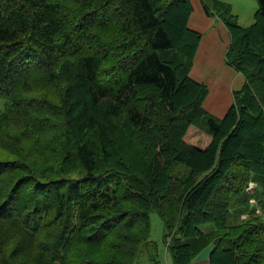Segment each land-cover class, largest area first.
I'll list each match as a JSON object with an SVG mask.
<instances>
[{
  "label": "trees",
  "instance_id": "16d2710c",
  "mask_svg": "<svg viewBox=\"0 0 264 264\" xmlns=\"http://www.w3.org/2000/svg\"><path fill=\"white\" fill-rule=\"evenodd\" d=\"M200 1L244 78L221 118L190 77V0H0V264H192L211 247L210 264H264V0L248 27Z\"/></svg>",
  "mask_w": 264,
  "mask_h": 264
},
{
  "label": "crops",
  "instance_id": "0c3cea01",
  "mask_svg": "<svg viewBox=\"0 0 264 264\" xmlns=\"http://www.w3.org/2000/svg\"><path fill=\"white\" fill-rule=\"evenodd\" d=\"M224 1L231 5L238 22L242 19L243 23L240 22L242 25L247 24L249 26L254 22V15L257 10L255 0ZM190 3L193 11L188 21V27L203 35L190 77L196 82L206 84L209 92L207 97L210 101L209 105L213 109L215 108V111H218V115H220L228 110L232 102L230 101L229 105L223 106V103L216 98V95H219L220 91H227L229 87L232 92L240 89L244 83V78L226 65L225 55L231 42L227 28L218 19L205 15L200 0H190ZM207 44H216L220 47L218 52L220 55L219 62L215 60L211 50L207 48ZM198 65H201L199 74L196 73ZM214 68L215 70H212ZM206 78H209L211 82L209 83ZM203 108L209 113L215 112L206 109L204 106ZM211 250L212 247L202 252L192 264H210L209 255Z\"/></svg>",
  "mask_w": 264,
  "mask_h": 264
},
{
  "label": "rangeland",
  "instance_id": "374dc122",
  "mask_svg": "<svg viewBox=\"0 0 264 264\" xmlns=\"http://www.w3.org/2000/svg\"><path fill=\"white\" fill-rule=\"evenodd\" d=\"M240 22H242V19L238 22L239 26H241V27H248L247 24L242 25ZM207 48H209L211 50V52H212L215 60L217 62H219L220 61V55H219L218 52L220 50V47L217 46L216 44H207ZM223 60H224V57H223ZM221 61H222V57H221ZM212 67H215V66H212ZM200 69H201V65H198L197 66V70H196V73L197 74L200 73ZM212 70H215V68L212 69ZM218 73H216V74H218ZM217 76H219V75H217ZM206 79H207V81L209 83L211 82L209 78H206ZM203 84H205V83H203ZM216 98L219 99V101L221 103H223V106L229 105L230 101L232 102V91H231L230 87L227 89V91H224V92L220 91V94L219 95H216ZM209 102H210L209 101V98H206L205 101H204V103H203V106L206 109H208V110L215 111V108L213 109L209 105ZM3 105H4V102L3 101H0V108H2ZM225 112H223L222 114L218 115V111H215L214 113L212 112L211 114L214 115V116H216L217 118L218 117L221 118V117H223L225 115ZM151 220H152V227H153L152 233H151V238H152V240H158L160 238L161 232H162V223H161L160 219L157 217L156 214L151 215Z\"/></svg>",
  "mask_w": 264,
  "mask_h": 264
},
{
  "label": "built area",
  "instance_id": "2783aa9c",
  "mask_svg": "<svg viewBox=\"0 0 264 264\" xmlns=\"http://www.w3.org/2000/svg\"><path fill=\"white\" fill-rule=\"evenodd\" d=\"M253 187V185H251V188Z\"/></svg>",
  "mask_w": 264,
  "mask_h": 264
}]
</instances>
